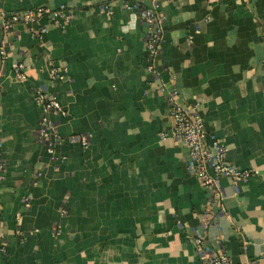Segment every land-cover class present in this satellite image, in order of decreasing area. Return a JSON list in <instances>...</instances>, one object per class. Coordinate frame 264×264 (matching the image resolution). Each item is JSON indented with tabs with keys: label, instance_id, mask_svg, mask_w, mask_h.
Returning <instances> with one entry per match:
<instances>
[{
	"label": "crops",
	"instance_id": "0c3cea01",
	"mask_svg": "<svg viewBox=\"0 0 264 264\" xmlns=\"http://www.w3.org/2000/svg\"><path fill=\"white\" fill-rule=\"evenodd\" d=\"M141 1L165 16L151 74L147 27L124 0H0L5 12H70L66 26L41 18L40 38L15 25L0 61V264H197L195 229L232 262L264 264V0ZM53 66L66 75L51 79ZM39 84L66 113L50 115L62 139L52 152L37 138ZM171 88L197 107L207 140L252 171L236 186L220 179L217 203L171 136Z\"/></svg>",
	"mask_w": 264,
	"mask_h": 264
},
{
	"label": "built area",
	"instance_id": "2783aa9c",
	"mask_svg": "<svg viewBox=\"0 0 264 264\" xmlns=\"http://www.w3.org/2000/svg\"><path fill=\"white\" fill-rule=\"evenodd\" d=\"M124 10H134L140 22L147 27L145 38V49L147 52L148 63L145 71L149 74L154 73L152 60L162 44V29L164 14L159 10L158 4H145L141 0H124ZM111 15L112 11L106 4L101 7ZM43 17L48 18L55 24L66 26L70 22V12L65 6L50 8L48 6H35L33 8L18 11H0V61L1 64L8 57L6 49L8 35L17 24H23L30 28L34 38H40L45 28L39 24ZM38 26V27H34ZM14 76L19 81L27 78L26 67L23 62L17 61L13 64ZM66 75V68L53 66L50 70L51 79L62 78ZM164 94V109L167 117L171 121V136L176 144L182 145L187 150L185 166L187 171L203 183L210 192L211 203H217L220 196L218 182L222 178L228 179L232 185L236 186L241 182H246L252 175V171L243 168L228 160L226 146L216 137L207 140L206 128L203 118L197 107L191 103L183 101L180 92L175 89H161ZM2 85L0 82V95ZM35 100L40 105L43 114L37 129V138L46 145L47 152H52L54 143L62 141L56 131V125L50 119L51 114L65 115L56 96L49 92L44 84H39L34 88ZM164 135V134H162ZM69 141L79 140L83 146L88 144L86 136H69ZM5 162L1 156L0 140V183L3 180ZM25 205L28 201L24 200ZM221 212L224 208L221 207ZM65 210H60L64 215ZM209 218L203 217L202 229L209 225ZM191 244L199 256L197 264H249L234 263L222 247L213 248L206 240L200 229L192 232ZM5 242L0 233V251L5 252Z\"/></svg>",
	"mask_w": 264,
	"mask_h": 264
}]
</instances>
